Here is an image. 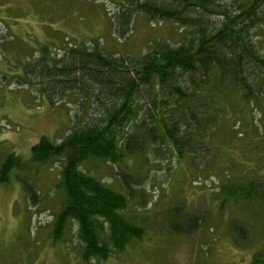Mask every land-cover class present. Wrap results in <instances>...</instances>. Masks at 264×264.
Masks as SVG:
<instances>
[{"label":"trees","instance_id":"1","mask_svg":"<svg viewBox=\"0 0 264 264\" xmlns=\"http://www.w3.org/2000/svg\"><path fill=\"white\" fill-rule=\"evenodd\" d=\"M118 4L111 18L118 36L142 16L177 25V39H152L138 53L112 52L95 38L90 44H65L62 54L41 43L38 55L9 62L18 71L13 81L51 106L73 104L74 117L59 141L40 136L28 160L9 153L0 164V182H8L13 169L58 162L56 187L63 199L49 235L59 241L69 224L77 225L83 262L104 260L140 241L146 222L126 212L138 194L134 186L141 183V173L120 168L123 191L116 190L87 172V161L119 164L128 155L141 157L142 164L169 155L207 160L230 139L243 138L244 126L262 135L253 112L263 111L264 104V0ZM241 166L244 174L220 183L217 208L230 210L234 244L261 245L251 264H264V169ZM20 181L36 204L40 198L34 186L27 178ZM188 210L182 205L164 210L171 232L188 235L203 227L206 214Z\"/></svg>","mask_w":264,"mask_h":264},{"label":"rangeland","instance_id":"2","mask_svg":"<svg viewBox=\"0 0 264 264\" xmlns=\"http://www.w3.org/2000/svg\"><path fill=\"white\" fill-rule=\"evenodd\" d=\"M118 3L119 0H0V164L9 153L28 160L30 147L42 135L59 141L74 117L73 104L51 106L44 96L13 81L18 71L9 62L38 55L41 43H47L55 54H62L65 44H90L95 38L112 52L138 53L152 39H177L181 31L177 25L142 16H137L123 36H118L111 20ZM262 106L263 111L253 112L254 118L260 119V137L244 126L243 138L230 139L207 160H179L169 155L142 164L141 157L128 155L119 164L87 161L84 169L116 190L123 191L118 180L120 168H130L143 176L141 183L134 186L138 194L130 199L126 212L130 218L137 213L134 220L139 222L140 216L145 218L144 236L104 260H81L82 244L74 223L69 224L61 240L54 242L50 238L53 215L63 199L56 187L60 164L13 169L10 180L0 182V264H251L253 252L261 245L234 244L227 222L230 210L220 212L217 199L223 182L244 174L241 164L263 172ZM258 137V141L252 140ZM21 178L34 186L40 198L36 204L27 198ZM175 205L205 213L206 219L200 221L203 227L188 235L171 232L166 211Z\"/></svg>","mask_w":264,"mask_h":264}]
</instances>
